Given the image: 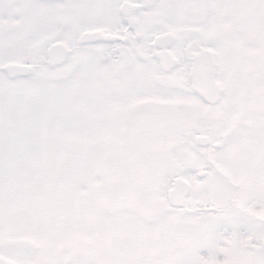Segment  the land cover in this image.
Masks as SVG:
<instances>
[{"label": "snow or ice", "instance_id": "obj_1", "mask_svg": "<svg viewBox=\"0 0 264 264\" xmlns=\"http://www.w3.org/2000/svg\"><path fill=\"white\" fill-rule=\"evenodd\" d=\"M0 264H264V0H0Z\"/></svg>", "mask_w": 264, "mask_h": 264}]
</instances>
